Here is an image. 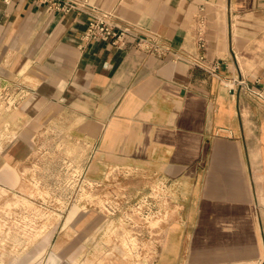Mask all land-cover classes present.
Masks as SVG:
<instances>
[{"label": "crops", "instance_id": "0c3cea01", "mask_svg": "<svg viewBox=\"0 0 264 264\" xmlns=\"http://www.w3.org/2000/svg\"><path fill=\"white\" fill-rule=\"evenodd\" d=\"M88 3L0 0L1 78L19 91L9 127L72 134L78 119L96 166L110 156L165 184L176 220L153 264H264V0ZM93 15L129 34L88 38Z\"/></svg>", "mask_w": 264, "mask_h": 264}, {"label": "rangeland", "instance_id": "374dc122", "mask_svg": "<svg viewBox=\"0 0 264 264\" xmlns=\"http://www.w3.org/2000/svg\"><path fill=\"white\" fill-rule=\"evenodd\" d=\"M5 74L0 70V264H153L164 227L176 220L165 184L150 182L142 166H113L110 156L96 166V151L80 144L78 119L72 134L30 121L15 133L9 125L19 91ZM16 142L19 150L11 148Z\"/></svg>", "mask_w": 264, "mask_h": 264}, {"label": "built area", "instance_id": "2783aa9c", "mask_svg": "<svg viewBox=\"0 0 264 264\" xmlns=\"http://www.w3.org/2000/svg\"><path fill=\"white\" fill-rule=\"evenodd\" d=\"M48 5L50 10H59L64 12H94L90 7L88 0H39ZM111 23L109 15L92 16L87 29V37L93 40L109 41L113 45H118L129 34V29L119 28ZM200 46L203 47L202 32L199 33Z\"/></svg>", "mask_w": 264, "mask_h": 264}]
</instances>
